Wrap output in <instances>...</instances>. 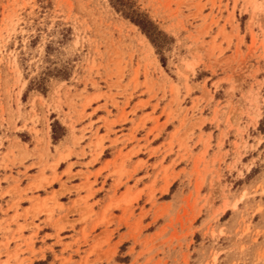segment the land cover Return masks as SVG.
<instances>
[{"label":"rangeland","instance_id":"rangeland-1","mask_svg":"<svg viewBox=\"0 0 264 264\" xmlns=\"http://www.w3.org/2000/svg\"><path fill=\"white\" fill-rule=\"evenodd\" d=\"M0 264H264V0H0Z\"/></svg>","mask_w":264,"mask_h":264},{"label":"crops","instance_id":"crops-1","mask_svg":"<svg viewBox=\"0 0 264 264\" xmlns=\"http://www.w3.org/2000/svg\"><path fill=\"white\" fill-rule=\"evenodd\" d=\"M85 153V156H83V161H80L79 158L80 157H75L74 159L73 158H69L68 161H62V160H58V162L56 163V169H59L62 167V171H64L66 168H70L71 172L72 170H75L77 168V166H96L95 168L89 170V172H93L95 169H98L100 167H102L104 164H106L108 161H110L111 159L110 158H106V159H101L100 157V154L101 153H98V155L96 156V159L94 161H91V157L88 156V153L87 152H84ZM97 163V165H96ZM25 167L29 170V169H32L33 167H35L34 165H32V162H29L27 161L26 164H25ZM125 190H123L122 192H124ZM121 192V193H122ZM49 196V195H48ZM47 197V196H45ZM43 197H39V199H42ZM21 202V201H20ZM20 202L18 203V207L20 209H22L23 207L21 206ZM29 206H25L24 208H28ZM43 217H39L37 219V223H33L35 225H37L38 227H40V233L38 234L39 238L41 240H45L44 243L42 245H35L33 243V249L35 250L36 248H39V249H44L43 250V253L42 255H44L50 248L52 245L55 244V242H53V239L57 236L59 237L60 233H61V230L60 229H55L53 226L50 227L48 224H43L42 221H43ZM42 223V224H41ZM70 234H66V235H63V236H69ZM22 236H24V234H22ZM31 244H29V248H30ZM10 248H13V245L10 246Z\"/></svg>","mask_w":264,"mask_h":264},{"label":"trees","instance_id":"trees-1","mask_svg":"<svg viewBox=\"0 0 264 264\" xmlns=\"http://www.w3.org/2000/svg\"><path fill=\"white\" fill-rule=\"evenodd\" d=\"M140 27V26H139ZM141 31L147 36L151 43H153L152 39L150 38V34H147L142 27H140Z\"/></svg>","mask_w":264,"mask_h":264}]
</instances>
